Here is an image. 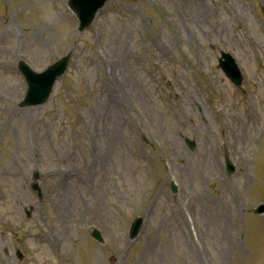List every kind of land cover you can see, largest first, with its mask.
Listing matches in <instances>:
<instances>
[{"label":"rangeland","instance_id":"obj_1","mask_svg":"<svg viewBox=\"0 0 264 264\" xmlns=\"http://www.w3.org/2000/svg\"><path fill=\"white\" fill-rule=\"evenodd\" d=\"M77 24L67 0H0V264H264V214L254 211L264 203V0H110L86 30ZM72 47L67 78L48 103L19 107L27 85L18 56L41 68ZM222 50L246 73L241 87L222 70ZM198 67L212 71L214 87ZM122 84L132 126L119 112ZM79 103L81 123L72 112ZM26 131L35 135L33 149ZM226 147L237 165L232 174ZM36 152L45 169L75 173L43 176L45 200L28 186ZM79 171L87 185L76 180ZM140 215L145 223L132 240ZM50 223L54 244L44 236ZM29 231L38 236L26 242Z\"/></svg>","mask_w":264,"mask_h":264},{"label":"water","instance_id":"obj_2","mask_svg":"<svg viewBox=\"0 0 264 264\" xmlns=\"http://www.w3.org/2000/svg\"><path fill=\"white\" fill-rule=\"evenodd\" d=\"M105 1L106 0H69V4L81 19V25H87L93 19L97 9L104 5ZM232 171H234V169L230 167V172Z\"/></svg>","mask_w":264,"mask_h":264},{"label":"bare ground","instance_id":"obj_3","mask_svg":"<svg viewBox=\"0 0 264 264\" xmlns=\"http://www.w3.org/2000/svg\"><path fill=\"white\" fill-rule=\"evenodd\" d=\"M56 241H57V238H56ZM56 241H55V242H56Z\"/></svg>","mask_w":264,"mask_h":264}]
</instances>
